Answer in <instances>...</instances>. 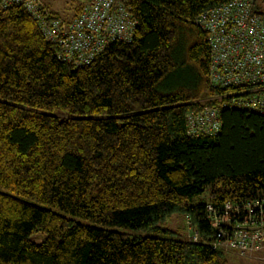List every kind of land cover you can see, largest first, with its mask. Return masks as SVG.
I'll use <instances>...</instances> for the list:
<instances>
[{"label":"trees","instance_id":"16d2710c","mask_svg":"<svg viewBox=\"0 0 264 264\" xmlns=\"http://www.w3.org/2000/svg\"><path fill=\"white\" fill-rule=\"evenodd\" d=\"M122 1L130 41L83 64L59 58L22 6L0 10V264H227L206 204L264 198V114L211 85L195 22L231 0ZM203 107L219 128L191 134ZM173 215L184 236L161 227Z\"/></svg>","mask_w":264,"mask_h":264},{"label":"built area","instance_id":"2783aa9c","mask_svg":"<svg viewBox=\"0 0 264 264\" xmlns=\"http://www.w3.org/2000/svg\"><path fill=\"white\" fill-rule=\"evenodd\" d=\"M79 11L67 20L45 0H0V10L22 6L36 21L44 38L56 43L59 58L88 63L113 41H130L137 22L122 0H77ZM196 24L207 33L211 52V85L231 89L226 104L264 114V15L252 0H231L201 13ZM187 126L194 135L215 133L219 128L216 107H203L188 115ZM215 230L212 246L238 257H251L264 250V198L226 202L219 207L206 204ZM191 241H198L195 229Z\"/></svg>","mask_w":264,"mask_h":264},{"label":"rangeland","instance_id":"374dc122","mask_svg":"<svg viewBox=\"0 0 264 264\" xmlns=\"http://www.w3.org/2000/svg\"><path fill=\"white\" fill-rule=\"evenodd\" d=\"M45 3L49 8L54 11L61 18L67 20L70 18L73 13V6L77 4V0H45ZM209 196V188H207L199 198H196L195 201H206ZM82 223H90L88 221H83L77 219ZM162 228H168L171 231H178L179 233L185 234V231L188 230L186 227V219L183 216L173 215L169 220L166 221ZM186 228V229H185ZM120 231L126 232L130 237H142V236H166L165 233L161 232H152L149 230H136V229H118ZM190 231V230H189ZM172 238H178L177 234L171 233ZM30 239L35 243H40L44 239V234L34 233L31 235ZM227 264H264V253L255 254L251 257H238L232 252H226Z\"/></svg>","mask_w":264,"mask_h":264},{"label":"crops","instance_id":"0c3cea01","mask_svg":"<svg viewBox=\"0 0 264 264\" xmlns=\"http://www.w3.org/2000/svg\"><path fill=\"white\" fill-rule=\"evenodd\" d=\"M262 253H264V250L262 251Z\"/></svg>","mask_w":264,"mask_h":264}]
</instances>
